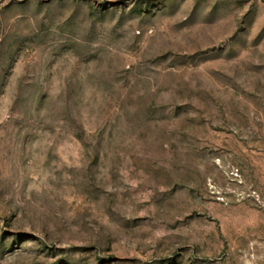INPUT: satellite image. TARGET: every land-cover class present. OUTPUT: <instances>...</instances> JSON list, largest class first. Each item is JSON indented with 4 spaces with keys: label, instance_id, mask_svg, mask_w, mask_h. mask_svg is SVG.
I'll return each instance as SVG.
<instances>
[{
    "label": "rangeland",
    "instance_id": "obj_1",
    "mask_svg": "<svg viewBox=\"0 0 264 264\" xmlns=\"http://www.w3.org/2000/svg\"><path fill=\"white\" fill-rule=\"evenodd\" d=\"M0 264H264V0H0Z\"/></svg>",
    "mask_w": 264,
    "mask_h": 264
}]
</instances>
